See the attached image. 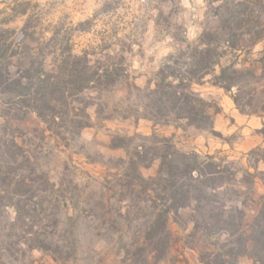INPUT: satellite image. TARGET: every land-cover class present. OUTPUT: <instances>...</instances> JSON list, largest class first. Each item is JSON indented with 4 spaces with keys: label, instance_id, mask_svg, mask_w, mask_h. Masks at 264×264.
Masks as SVG:
<instances>
[{
    "label": "trees",
    "instance_id": "trees-1",
    "mask_svg": "<svg viewBox=\"0 0 264 264\" xmlns=\"http://www.w3.org/2000/svg\"><path fill=\"white\" fill-rule=\"evenodd\" d=\"M211 3L220 4L218 30L203 32L193 43L184 40L185 47L164 60L145 89L138 88L142 97L135 112L137 120L155 125L184 121L189 127L216 135L215 117L221 108L192 89L194 85H203L208 76H212V85L231 94L242 115L264 116V95L256 99L246 91L247 77L254 75L251 70H238L235 62L222 65L230 53L246 49V37L256 43L264 39L263 19L256 16L247 0L232 8L228 0ZM39 7L31 1L13 0L1 12L0 216L12 208L16 218L9 226L0 225V264L22 263L19 256L24 257L27 252L23 246L28 251L50 250L46 230L52 221L58 229L60 221L47 212L61 203L43 193L70 190L65 184L57 187L47 175L40 174L19 143L23 132L14 122L35 115L45 126V132L69 147L71 142L79 141L84 130L95 127L92 108H96L97 119L102 120L104 107L96 95L111 93L120 81L131 79L125 56L128 50L108 54L107 48L97 45L78 52L71 34L64 33L58 25L42 27L36 12ZM19 18L24 19L23 27L10 28ZM260 133L264 139V124ZM110 148L125 152L126 158L119 160L122 177L128 186L138 189L144 209L149 212L143 245L128 251L130 264H161L173 240L168 226L171 218L178 221L181 211L193 204L203 208L206 204L221 203L219 194L223 187L222 194L228 201L235 193L231 186L240 173V164L222 151L206 155L184 151L171 138L155 131L150 136L114 135ZM247 157L246 181L264 182V171L260 170V165H264V147L251 150ZM156 162V175L145 178L141 169ZM41 187L42 195H36ZM64 205L68 207V201ZM213 213L217 214L214 223L205 229L209 236L219 237L216 250L202 254L200 264H241L245 257L253 264H264V195L251 224L237 207L229 211L223 205ZM37 223H43L40 231L33 230ZM69 246L67 240L56 243L55 253L60 259H71L66 254Z\"/></svg>",
    "mask_w": 264,
    "mask_h": 264
},
{
    "label": "rangeland",
    "instance_id": "rangeland-1",
    "mask_svg": "<svg viewBox=\"0 0 264 264\" xmlns=\"http://www.w3.org/2000/svg\"><path fill=\"white\" fill-rule=\"evenodd\" d=\"M12 1L0 0V19L1 12ZM26 1L40 6L36 12L43 28L58 25L64 33L71 34L78 52L97 45L107 48L108 54L128 50L125 56L131 79L120 81L111 93L96 95L104 107L102 120L97 119L96 108H92L90 114L95 127L84 130L79 141L71 142L69 147L45 132V126L35 115L14 122L23 132L19 143L40 174L47 175L57 187L65 184L70 189H60L55 194L43 193L44 197L61 203L47 212L60 221L59 228H54L52 221L46 230L49 251H28L23 246L27 252L24 257L19 256L20 264H130L128 251L143 245L149 212L144 209L138 189L128 186L122 177L119 160L125 159L126 154L110 148L114 135L150 136L155 131L171 138L181 150L202 155L222 151L240 164V173L231 186L235 190L230 195L231 201L223 196V187L219 194L221 203L206 204L203 208L193 204L181 211L178 221L170 219L168 226L173 240L161 264H200L202 254L215 252L219 237L209 236L205 228H211L217 215L213 212L221 210L223 205L229 211L235 207L243 210L246 222H253L264 195V182L256 179L249 184L245 170L248 169L247 154L259 146L264 147L260 133L264 116L242 115L231 94L212 85V76L192 89L221 108V113L215 117L216 135L189 127L184 121L155 125L137 120L135 113L142 97L138 88L145 89L164 60L185 47L184 40L193 43L203 32L218 30L219 3H211V0ZM247 1L264 22V0ZM239 2L241 0H228L231 8ZM23 25L24 19L19 18L9 27L20 29ZM244 45L246 49L242 53H230L222 60V65L235 62L238 70H251L254 75L247 77L246 91L256 99L261 98L264 95V39L256 43L246 37ZM158 169L159 162H156L150 168H142L141 174L145 178L153 177ZM260 170L264 171V165H260ZM40 190L44 187L37 189L35 194L42 195ZM65 200L68 207L64 205ZM15 218L14 210L9 208L0 216V225L9 226ZM42 224L33 225V230L40 231ZM62 240L70 243L66 251L72 256L70 260L60 259L55 253L56 243L61 244ZM241 264H253V261L245 257Z\"/></svg>",
    "mask_w": 264,
    "mask_h": 264
}]
</instances>
